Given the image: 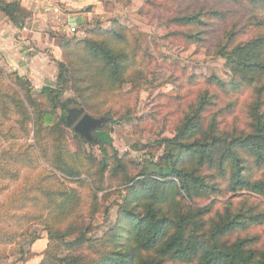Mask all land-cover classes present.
<instances>
[{"label": "trees", "instance_id": "16d2710c", "mask_svg": "<svg viewBox=\"0 0 264 264\" xmlns=\"http://www.w3.org/2000/svg\"><path fill=\"white\" fill-rule=\"evenodd\" d=\"M146 6L147 15L164 25L170 41L195 44L219 55L231 76L229 80L213 77L201 86L195 84L197 79H183L175 96L163 94L173 101L188 97L175 135L164 139L178 146V152L166 153L158 164L149 160L134 176L115 155L111 175L124 174V183L132 184L123 196L117 224L101 239L93 241L82 232L76 211L81 194L76 188L38 186L47 200L46 219L54 223L48 224L50 242L40 264H264L262 237L247 233L254 225H264V211L257 212L248 202L254 198L264 206V0H148ZM2 9L14 18L18 4ZM77 29L83 38L56 35L63 54L58 61V86L41 89L52 107L39 109L30 90L25 93L27 102L16 91L10 100L22 113L23 125L33 123L35 144L29 148L36 152L39 165L49 164L64 176L76 178L81 187L87 183L92 191H100L95 177L103 178L108 170V145L114 151L103 129L113 120L110 114L99 117L105 119L96 131L105 158L88 179H81L83 170L74 163L77 152L72 154L65 146L53 158L41 138L48 131L61 142L85 115L95 94L92 90L101 83L109 89L121 88L134 58L139 57L140 45L117 18L109 28L100 23L93 26L88 20ZM144 57L153 59L149 54ZM12 73L22 89L27 79ZM67 88L74 89L76 98L62 101ZM237 102L246 107L242 117ZM168 108L163 112L167 119L175 113ZM75 136L97 144L78 132ZM90 155L85 159L95 164L97 159ZM49 173V179L55 178ZM228 191L231 196L221 200L219 196ZM92 196L97 198L95 192ZM213 196L207 205L198 204ZM238 201L241 206H236ZM46 209L43 206L37 217H44ZM63 249L69 252L65 258L60 257Z\"/></svg>", "mask_w": 264, "mask_h": 264}, {"label": "rangeland", "instance_id": "374dc122", "mask_svg": "<svg viewBox=\"0 0 264 264\" xmlns=\"http://www.w3.org/2000/svg\"><path fill=\"white\" fill-rule=\"evenodd\" d=\"M104 3L105 17L95 15L90 18L91 24L94 26L100 23L103 28H109L113 18L119 19L130 29L132 36L138 39L140 52L138 59L134 58L129 78L121 88H113L115 84H108L113 88L109 89L101 83L92 90L95 94L83 112V115L90 114L97 118L108 114L113 117L103 127L110 136L114 151L108 145V170L103 178L95 177L98 180L96 184L102 188L100 191H95L93 185L95 190L92 191L87 183L85 187H81L76 178L64 176L49 164L39 165L36 152L29 148L31 144H35L33 123L23 125L22 113L15 109L10 97L16 91L26 101L25 93L30 90L31 96L39 103V109L48 110L52 107L51 103L47 95L41 93L46 85L37 88L26 78L27 82L21 89L15 81L13 71L0 66V264H40L45 257L50 242L48 224L54 223L46 219L49 213V209H46L47 200L38 191V186L50 188L63 185L60 187L76 188L81 194V203L76 211L81 216L82 232L93 241L104 237L117 224L120 204L126 189L132 184L126 183V180L124 183V174L118 177L111 175L113 166L117 164L115 155L121 159L118 163L122 164V168L134 176L143 170L149 160L152 164H158L166 153L178 152V146L165 142L164 139L175 135L176 124H181L182 110L187 109L188 97L173 101L167 100L163 94L175 96L179 88L178 82L183 79H197L195 84L201 86L207 83V79L220 77L229 80L231 76L225 60L219 55L208 53L205 48L195 44L170 41L164 32V25H159L147 15L148 0H105ZM59 35H77L79 38L85 36L82 31H69ZM57 41L60 43L58 38ZM145 54L153 59L149 61L144 57ZM47 86L57 87V78L55 84ZM74 98L76 93L71 88H67L61 96L62 101ZM167 106L168 111L175 112L168 119L163 115ZM236 107L242 117L246 107L238 106V102ZM29 110L32 111L31 108ZM96 131L93 136L97 144L82 142V139L75 136L74 126L67 130L63 139L60 138L61 142L45 131L41 143L53 158L58 157L65 146H68L72 154L77 152L74 163L83 170L81 179H88L89 173L98 170V161H104L105 158L99 146L102 140L97 137ZM88 154L97 159L95 164H90L85 159ZM49 171L54 173L55 178L49 179ZM92 192H95L97 198H93ZM32 196L40 198V202L32 200ZM230 196L228 191L219 197L227 200ZM214 198L216 197L198 204L207 205ZM248 202L257 212L264 211V206L258 205L254 198H249ZM43 206L46 209L45 216L37 217L42 214ZM236 206H241L239 201ZM95 210L97 211L93 212ZM247 231L249 234L260 235L261 243L264 242V225H254ZM68 255L69 252L65 249L60 253L61 258Z\"/></svg>", "mask_w": 264, "mask_h": 264}, {"label": "crops", "instance_id": "0c3cea01", "mask_svg": "<svg viewBox=\"0 0 264 264\" xmlns=\"http://www.w3.org/2000/svg\"><path fill=\"white\" fill-rule=\"evenodd\" d=\"M11 3L18 4L14 18L2 9ZM104 7L103 0H0V66L37 88L55 84L63 57L56 35L69 33L75 16L83 23L95 15L104 18Z\"/></svg>", "mask_w": 264, "mask_h": 264}, {"label": "water", "instance_id": "95a60500", "mask_svg": "<svg viewBox=\"0 0 264 264\" xmlns=\"http://www.w3.org/2000/svg\"><path fill=\"white\" fill-rule=\"evenodd\" d=\"M72 22L79 26L83 23V18L75 16L72 18ZM104 121V118H95L90 114H85L75 125V131L85 136L89 141H95L94 131L100 129Z\"/></svg>", "mask_w": 264, "mask_h": 264}, {"label": "built area", "instance_id": "2783aa9c", "mask_svg": "<svg viewBox=\"0 0 264 264\" xmlns=\"http://www.w3.org/2000/svg\"><path fill=\"white\" fill-rule=\"evenodd\" d=\"M77 27H78L77 25H73V26H71V27H70V31H71L72 33L77 32V30H78Z\"/></svg>", "mask_w": 264, "mask_h": 264}]
</instances>
